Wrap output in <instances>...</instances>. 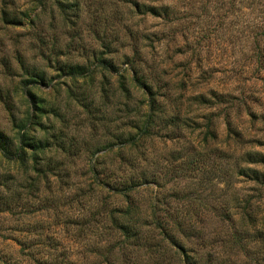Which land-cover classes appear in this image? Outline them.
I'll list each match as a JSON object with an SVG mask.
<instances>
[{"label": "rangeland", "instance_id": "rangeland-1", "mask_svg": "<svg viewBox=\"0 0 264 264\" xmlns=\"http://www.w3.org/2000/svg\"><path fill=\"white\" fill-rule=\"evenodd\" d=\"M25 133L45 150L20 161ZM1 134L0 264H32L39 235L107 264L126 175L145 237L154 213L203 262L264 264V164L243 157L264 154V0H0ZM35 163L55 172L38 187Z\"/></svg>", "mask_w": 264, "mask_h": 264}, {"label": "trees", "instance_id": "trees-1", "mask_svg": "<svg viewBox=\"0 0 264 264\" xmlns=\"http://www.w3.org/2000/svg\"><path fill=\"white\" fill-rule=\"evenodd\" d=\"M258 47L260 46V43L258 42ZM260 52H262L260 50ZM136 81L139 83H143L142 79L139 80L137 77L135 78ZM145 85H147L145 83ZM151 89V88H150ZM152 96L150 98V110L149 113V120L151 121L154 119V115L156 111L159 109L158 101L156 100V95L152 91H150ZM216 95V92L214 93ZM224 93H220V97L224 96ZM202 96V95H201ZM204 101L208 103L212 100L210 98H205V96H202ZM226 117V124L228 126V130L230 132H234L235 135H237L239 138L238 140L243 138L241 128L238 126L236 127L234 125V120L231 118L230 112H227ZM147 121V122H148ZM149 123V122H148ZM148 123H145L144 126H141V130L144 127V131L149 129L147 126ZM150 127V126H149ZM143 131V130H142ZM209 131H211V127H209ZM6 136L4 134L0 135V149L4 148L6 142H5ZM32 139V140H30ZM141 140V134L133 135L129 138L128 143H131L129 145V153L123 156L122 158L127 161H135L134 159L137 157L134 152H138V145L139 141ZM36 143V144H35ZM43 141L39 138H33L29 136L28 133L22 134L20 137V144L17 148V158L20 161H25V153L27 151V147H30L31 149H34V158L37 156L38 152H44L45 147L43 148ZM2 147V148H1ZM131 147L133 149H131ZM4 151V150H3ZM122 153V152H121ZM245 153V152H244ZM248 154V156H247ZM4 156L7 155L5 152L3 154ZM248 159V163H257V164H264V154L262 152H248L244 154V158ZM7 157V156H6ZM37 162V161H36ZM46 166H39L38 163L34 164L33 170L37 173L38 177L37 180L33 181V185L38 187L39 183H42L43 180L49 178V173H55L54 167L47 163ZM56 169V168H55ZM246 172L248 173L251 171V168H245ZM255 171V169L252 170V172ZM96 175H100L95 171ZM251 175V172H250ZM256 177V176H255ZM137 178L130 177L129 175H126L124 178L120 179L119 186L116 189V194L120 195L124 198L126 204L124 205H117L112 208V210H109L107 214H105V219L108 222L107 230L114 234L119 239V244H113V246L107 248L108 256H107V264H166V255L169 253V250H173V254L175 258L172 259V262L169 264H175L176 262L178 264H214L215 260L213 257L209 258V260H206L205 262L201 261L200 259H197L199 256H195L194 254H191L187 249L185 243L180 241V238L177 237L176 231L173 230L172 226L178 225V227L183 226V221H177L175 225L172 223H169V221L162 220L161 217H157L156 214L153 213L152 220H150V224L152 225L157 232L153 235H147L146 237L143 235L142 229L139 230L137 225L140 223L142 217L139 212V205L138 203L133 200L131 197L135 191V187H137ZM105 184L104 186L109 185ZM20 197V196H19ZM252 217H248L246 219L247 221L252 220ZM163 221V222H161ZM147 224L149 223L148 218L145 220ZM245 222V223H246ZM145 224V223H144ZM256 224V223H255ZM171 225V226H170ZM37 242L34 243V246L29 245L28 248L25 250L28 251L26 255L28 254L29 262L31 261L32 264H34V261L36 262H43L45 264H75L73 262V258L70 259L67 257L68 255L59 248V244H48L47 248L44 249L43 243L41 245V242L43 241L42 236H38ZM47 238L50 240H54V235L52 237L47 235ZM238 241L241 240V235H237ZM237 238L235 241L237 242ZM38 245V247H37ZM117 250V252H116ZM55 253L59 254L54 260L53 256ZM173 256V257H174ZM111 257H114L113 259ZM40 263V264H43Z\"/></svg>", "mask_w": 264, "mask_h": 264}]
</instances>
